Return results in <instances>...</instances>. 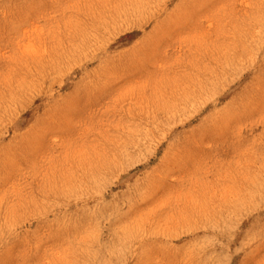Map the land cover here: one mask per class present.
<instances>
[{"label":"rangeland","instance_id":"374dc122","mask_svg":"<svg viewBox=\"0 0 264 264\" xmlns=\"http://www.w3.org/2000/svg\"><path fill=\"white\" fill-rule=\"evenodd\" d=\"M0 264H264V0H0Z\"/></svg>","mask_w":264,"mask_h":264},{"label":"bare ground","instance_id":"6f19581e","mask_svg":"<svg viewBox=\"0 0 264 264\" xmlns=\"http://www.w3.org/2000/svg\"><path fill=\"white\" fill-rule=\"evenodd\" d=\"M226 103H227V102H226ZM227 104H228V103H227ZM254 197H255V196H254ZM246 203H248V202L246 201ZM252 203H253V202H252ZM248 204H249V203H248ZM243 205H244V204H243ZM246 205H247V204H246ZM244 206H245V205H244ZM242 209H244V207H242ZM242 209H241V210H242ZM246 209H248V208H246ZM247 211H248V210H247ZM245 212H246V211H245ZM245 212H244V213H245Z\"/></svg>","mask_w":264,"mask_h":264}]
</instances>
